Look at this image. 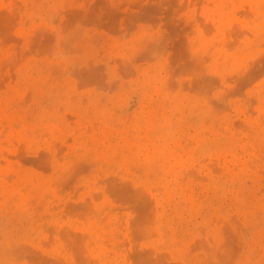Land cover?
I'll list each match as a JSON object with an SVG mask.
<instances>
[{"label":"rangeland","instance_id":"obj_1","mask_svg":"<svg viewBox=\"0 0 264 264\" xmlns=\"http://www.w3.org/2000/svg\"><path fill=\"white\" fill-rule=\"evenodd\" d=\"M0 264H264V0H0Z\"/></svg>","mask_w":264,"mask_h":264}]
</instances>
